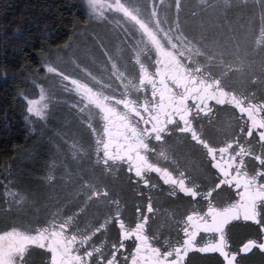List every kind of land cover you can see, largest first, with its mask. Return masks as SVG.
Returning a JSON list of instances; mask_svg holds the SVG:
<instances>
[{
    "label": "snow or ice",
    "instance_id": "6c2138e0",
    "mask_svg": "<svg viewBox=\"0 0 264 264\" xmlns=\"http://www.w3.org/2000/svg\"><path fill=\"white\" fill-rule=\"evenodd\" d=\"M84 6L120 43L98 40L99 57H73V72L61 56L46 58L36 73L44 81L33 77L35 92L18 93L31 125L49 122L53 88L66 94L88 140L60 131L50 138L36 183L51 191H21L16 178L0 184L6 212L39 201L50 209L42 223L0 231V264L264 257V0H199L200 11H223L225 20L234 8L249 14L212 35L189 27L187 15L182 20L184 0ZM253 228L255 237L233 244V229Z\"/></svg>",
    "mask_w": 264,
    "mask_h": 264
},
{
    "label": "trees",
    "instance_id": "16d2710c",
    "mask_svg": "<svg viewBox=\"0 0 264 264\" xmlns=\"http://www.w3.org/2000/svg\"><path fill=\"white\" fill-rule=\"evenodd\" d=\"M81 0H0V180L31 132L25 102L31 80L47 53L85 27Z\"/></svg>",
    "mask_w": 264,
    "mask_h": 264
},
{
    "label": "rangeland",
    "instance_id": "374dc122",
    "mask_svg": "<svg viewBox=\"0 0 264 264\" xmlns=\"http://www.w3.org/2000/svg\"><path fill=\"white\" fill-rule=\"evenodd\" d=\"M83 3V10L87 13ZM159 2V0H157ZM173 0H165V3H171ZM214 2L219 3L220 0H214ZM237 2H242V0H237ZM187 6L185 14H182V20L184 15L188 17V26L196 30H200L201 25L205 27L209 35L215 34L218 26L223 23L228 24L229 21L235 26L240 22L243 17L247 20L248 13L244 11L243 13L238 9H232L227 13V19H224L225 13L219 11L213 12H202L197 8L199 5V0H184ZM197 10L198 15L192 17L190 15L192 10ZM85 27L75 34V36L65 45H71L70 48L65 50V45L60 49L53 50V55L46 58L55 59L56 55H59L65 61L67 67L66 70L69 72L74 71V65L71 63V59L74 57L82 63H90L93 57H99L100 50L98 47V40H103L104 43L112 48L119 44L120 41L116 40L111 33V26L104 23H100L95 20H89L88 13L86 18ZM255 31L259 33V17L257 15L255 20ZM43 59V60H44ZM36 79L44 81L43 75L36 76ZM45 87H52L50 83L45 82ZM29 94H33L35 89H28ZM53 98L51 105V114L49 117V122L44 125L43 123H37L36 125H31L27 122L29 126L31 135L26 143V146L19 151L12 162V166L8 171L3 172V177L0 180V184H3L8 179L16 178L17 187L21 191H26L28 189L37 190V179L45 170V165L49 160L51 152L53 150V144L50 142V138L55 135L57 131L66 132L69 137L76 135L82 137L85 142L88 140L87 130L82 128L76 119V116L70 111V109L65 104V99L71 100L66 94L59 92L53 88ZM25 107V104H24ZM26 115V113H25ZM69 166L73 169L76 165L69 160ZM57 191H59V176L57 177ZM43 192H49L50 189L43 188L38 189ZM3 192V188L0 187V193ZM6 206H0V231L4 228L15 224L18 227H26L29 223H35L39 220L41 223L48 216L50 209L46 208L43 201L37 202L35 205L29 203L25 205L22 209L13 208L11 212L5 211Z\"/></svg>",
    "mask_w": 264,
    "mask_h": 264
},
{
    "label": "flooded vegetation",
    "instance_id": "af4514ba",
    "mask_svg": "<svg viewBox=\"0 0 264 264\" xmlns=\"http://www.w3.org/2000/svg\"><path fill=\"white\" fill-rule=\"evenodd\" d=\"M123 195L127 197H131V191H126ZM223 199V197H221ZM160 223L159 221L157 222ZM247 236H256V232L253 229H233L231 238L233 244H239L240 241L244 240ZM193 264H215V257L213 254H208L207 256H201L200 254L193 255L192 257ZM244 264H264V257L260 256L259 254L252 255L248 257Z\"/></svg>",
    "mask_w": 264,
    "mask_h": 264
}]
</instances>
